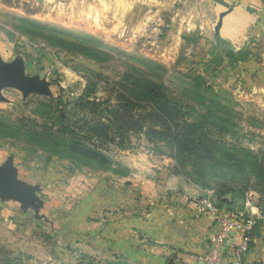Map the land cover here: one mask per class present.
<instances>
[{
	"label": "rangeland",
	"instance_id": "rangeland-1",
	"mask_svg": "<svg viewBox=\"0 0 264 264\" xmlns=\"http://www.w3.org/2000/svg\"><path fill=\"white\" fill-rule=\"evenodd\" d=\"M66 4H72L68 14L61 7L47 17L41 9L18 3L12 8L19 11L0 7V67L12 72L0 88V118L51 126V117L72 110L92 82H98L95 96L106 97L111 82L126 70H136L193 107L190 121L207 110L210 135L264 153L263 44L251 37L233 45L225 41L220 17L211 15L209 0H66ZM59 39L69 44L63 48L56 42ZM79 46L96 54H83ZM59 103L67 107L55 106L54 115L44 108ZM13 135H0V172L15 181L2 193L0 247L22 254L27 264H123L65 244L55 211L54 223L50 220L49 198L44 194L50 180L54 185L77 175L87 183L99 181L123 189L139 165L150 176L161 169L160 173L179 177L215 201L210 189L194 185L188 176L171 174L173 161L156 154L142 137L100 147L104 161L74 162ZM54 190L51 197L57 207L62 189ZM246 196L235 197L244 203Z\"/></svg>",
	"mask_w": 264,
	"mask_h": 264
},
{
	"label": "crops",
	"instance_id": "crops-1",
	"mask_svg": "<svg viewBox=\"0 0 264 264\" xmlns=\"http://www.w3.org/2000/svg\"><path fill=\"white\" fill-rule=\"evenodd\" d=\"M209 1L211 15L217 20L220 17V36L231 45L249 37L261 42L264 61V0ZM14 3L41 9L45 17L61 7L68 14L67 8L72 6L66 0H0V7L19 11L12 8ZM160 172L150 176L145 166L138 165L123 189L99 181L87 183L77 175L54 185L50 180L44 193L49 198L50 220L54 223L51 213L55 211L65 244L88 256L119 259L123 264H198L197 257L207 252L216 228L213 219L191 202L207 195L179 177ZM57 186L62 193L56 207L51 196ZM2 196L0 192V203ZM224 200L233 203L229 209L243 210V202L231 197ZM260 210L264 213V208ZM238 243L235 236L223 247L220 264L232 263L230 251ZM242 264H264L263 217Z\"/></svg>",
	"mask_w": 264,
	"mask_h": 264
},
{
	"label": "trees",
	"instance_id": "trees-1",
	"mask_svg": "<svg viewBox=\"0 0 264 264\" xmlns=\"http://www.w3.org/2000/svg\"><path fill=\"white\" fill-rule=\"evenodd\" d=\"M36 25L46 29V26ZM65 35L72 37L67 32ZM56 42L63 48L69 44L60 39ZM78 48L83 54H96L84 46ZM97 80L103 79L98 76ZM96 83L85 87L72 110L52 116L51 126L29 119L10 123L0 118V135L6 138L21 135L26 143L74 162L104 161L105 154L100 147L115 140L122 145L131 136L142 137L156 154L173 161L171 174L188 176L194 185L213 191L215 201L212 202L218 209L234 211V208L229 209L233 203L224 199L237 200L236 194L248 192L257 194L258 207L264 208V153H254L210 135L207 110L190 121L188 112L194 108L177 100L161 82L141 71L126 70L104 91L106 97L95 96ZM60 105L50 104L44 108L54 115L55 106ZM61 106L67 107V104ZM0 264H27V258L0 247Z\"/></svg>",
	"mask_w": 264,
	"mask_h": 264
},
{
	"label": "built area",
	"instance_id": "built-area-1",
	"mask_svg": "<svg viewBox=\"0 0 264 264\" xmlns=\"http://www.w3.org/2000/svg\"><path fill=\"white\" fill-rule=\"evenodd\" d=\"M242 211L218 209L209 198L191 202L195 209L209 215L216 228V233L209 242L208 250L204 255L197 257L198 264H220L222 249L235 236L239 243L230 251L231 264H242L244 257L249 253L255 227L261 220L262 211L258 208V196L253 192L246 194ZM260 211V212H259Z\"/></svg>",
	"mask_w": 264,
	"mask_h": 264
},
{
	"label": "water",
	"instance_id": "water-1",
	"mask_svg": "<svg viewBox=\"0 0 264 264\" xmlns=\"http://www.w3.org/2000/svg\"><path fill=\"white\" fill-rule=\"evenodd\" d=\"M12 78V72L0 67V88L3 87ZM15 186L14 179L6 173L0 172V192L10 190ZM264 218V213L260 214ZM170 264V263H169Z\"/></svg>",
	"mask_w": 264,
	"mask_h": 264
}]
</instances>
